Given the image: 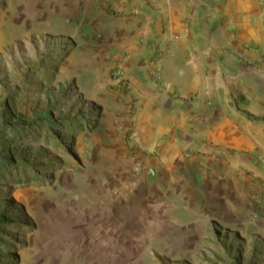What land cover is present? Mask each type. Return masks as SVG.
<instances>
[{
	"label": "rangeland",
	"instance_id": "rangeland-1",
	"mask_svg": "<svg viewBox=\"0 0 264 264\" xmlns=\"http://www.w3.org/2000/svg\"><path fill=\"white\" fill-rule=\"evenodd\" d=\"M121 1L0 0V264H264V44L244 46L258 84L233 98L263 130L258 164L223 222L222 206L168 203L163 161L124 120L105 36L131 16ZM192 212L218 219L206 236L171 228Z\"/></svg>",
	"mask_w": 264,
	"mask_h": 264
},
{
	"label": "crops",
	"instance_id": "crops-1",
	"mask_svg": "<svg viewBox=\"0 0 264 264\" xmlns=\"http://www.w3.org/2000/svg\"><path fill=\"white\" fill-rule=\"evenodd\" d=\"M118 7L131 16L109 21L105 36L130 84L118 92L134 104L124 120H136L141 148L163 161L157 183L169 204L219 205L227 222V200L242 173L257 167L263 135L233 98L248 77L258 84V69L247 70L241 52L264 44V0H122ZM216 219L192 212L171 228L206 236Z\"/></svg>",
	"mask_w": 264,
	"mask_h": 264
},
{
	"label": "built area",
	"instance_id": "built-area-1",
	"mask_svg": "<svg viewBox=\"0 0 264 264\" xmlns=\"http://www.w3.org/2000/svg\"><path fill=\"white\" fill-rule=\"evenodd\" d=\"M115 74L119 78V81L124 83V88L128 90L130 88V84L127 78L126 71L122 64H117V66L115 67ZM148 174L151 177L156 176V172L153 169H149Z\"/></svg>",
	"mask_w": 264,
	"mask_h": 264
}]
</instances>
